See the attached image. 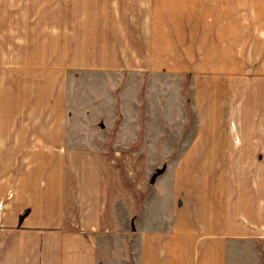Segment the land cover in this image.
<instances>
[{
	"label": "crops",
	"instance_id": "1",
	"mask_svg": "<svg viewBox=\"0 0 264 264\" xmlns=\"http://www.w3.org/2000/svg\"><path fill=\"white\" fill-rule=\"evenodd\" d=\"M0 264H264V0H0Z\"/></svg>",
	"mask_w": 264,
	"mask_h": 264
},
{
	"label": "rangeland",
	"instance_id": "2",
	"mask_svg": "<svg viewBox=\"0 0 264 264\" xmlns=\"http://www.w3.org/2000/svg\"><path fill=\"white\" fill-rule=\"evenodd\" d=\"M157 173H158V172H155V174H157ZM155 174H154V175H155Z\"/></svg>",
	"mask_w": 264,
	"mask_h": 264
}]
</instances>
